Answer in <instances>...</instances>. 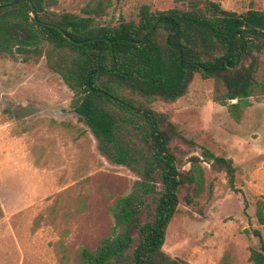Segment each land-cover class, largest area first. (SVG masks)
<instances>
[{
    "label": "trees",
    "instance_id": "1",
    "mask_svg": "<svg viewBox=\"0 0 264 264\" xmlns=\"http://www.w3.org/2000/svg\"><path fill=\"white\" fill-rule=\"evenodd\" d=\"M120 1L89 0L78 16L55 12L56 0H0V7L9 5L0 9V57L32 63L43 57L70 90L69 107L98 152L137 178L114 201L110 235L95 252L82 249L80 263L187 264L161 246L180 190L200 185V159L191 156L189 170H179L169 143L186 140L149 104L175 102L198 75L211 80V101L238 123L250 99H264V7L237 14L210 0H172L182 8L141 5L115 25L95 22ZM201 156L234 190L231 161L205 149ZM253 216L264 227L263 196L254 200ZM251 235L258 244L248 248L247 261L264 264L261 234Z\"/></svg>",
    "mask_w": 264,
    "mask_h": 264
},
{
    "label": "rangeland",
    "instance_id": "2",
    "mask_svg": "<svg viewBox=\"0 0 264 264\" xmlns=\"http://www.w3.org/2000/svg\"><path fill=\"white\" fill-rule=\"evenodd\" d=\"M56 1L55 12L83 16L89 0ZM210 1L237 14L264 7V0ZM141 5L182 8L172 0H121L95 22L115 25ZM211 88L210 79L194 75L175 102L149 104L186 140L169 143L179 170H189L196 156L202 171L198 188L180 190L161 250L187 264H249L248 248L258 244L251 230L264 242L253 216L254 200L264 197V99H250L235 123L211 101ZM70 98L43 57L35 63L0 57V264H81L80 251L95 252L110 235L114 201L137 179L98 152ZM201 149L231 161L234 190Z\"/></svg>",
    "mask_w": 264,
    "mask_h": 264
},
{
    "label": "water",
    "instance_id": "3",
    "mask_svg": "<svg viewBox=\"0 0 264 264\" xmlns=\"http://www.w3.org/2000/svg\"><path fill=\"white\" fill-rule=\"evenodd\" d=\"M7 7H9V5L2 6V7H0V9H1V8H7ZM30 15H31V14H30ZM230 103H235V101H234V100H231Z\"/></svg>",
    "mask_w": 264,
    "mask_h": 264
},
{
    "label": "crops",
    "instance_id": "4",
    "mask_svg": "<svg viewBox=\"0 0 264 264\" xmlns=\"http://www.w3.org/2000/svg\"><path fill=\"white\" fill-rule=\"evenodd\" d=\"M250 264V263H249Z\"/></svg>",
    "mask_w": 264,
    "mask_h": 264
}]
</instances>
